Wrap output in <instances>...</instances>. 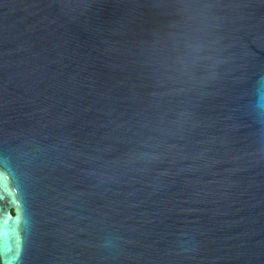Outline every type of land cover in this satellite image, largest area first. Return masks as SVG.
Segmentation results:
<instances>
[{"label":"water","instance_id":"1","mask_svg":"<svg viewBox=\"0 0 264 264\" xmlns=\"http://www.w3.org/2000/svg\"><path fill=\"white\" fill-rule=\"evenodd\" d=\"M0 264H264V0H0Z\"/></svg>","mask_w":264,"mask_h":264}]
</instances>
